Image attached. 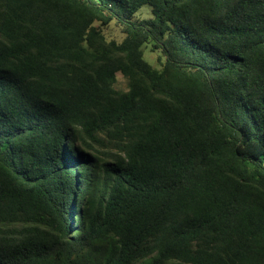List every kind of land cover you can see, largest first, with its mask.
Listing matches in <instances>:
<instances>
[{
    "label": "trees",
    "instance_id": "16d2710c",
    "mask_svg": "<svg viewBox=\"0 0 264 264\" xmlns=\"http://www.w3.org/2000/svg\"><path fill=\"white\" fill-rule=\"evenodd\" d=\"M0 264H264V0H0Z\"/></svg>",
    "mask_w": 264,
    "mask_h": 264
},
{
    "label": "rangeland",
    "instance_id": "374dc122",
    "mask_svg": "<svg viewBox=\"0 0 264 264\" xmlns=\"http://www.w3.org/2000/svg\"><path fill=\"white\" fill-rule=\"evenodd\" d=\"M144 9V10H143ZM140 12V14H139ZM140 16V17H149L151 15L150 12V6L148 4H143L141 6V8L139 9V11L134 15V16ZM106 34L108 37H114V38H120L121 34L119 32V29L117 26H110L109 28H107L105 30ZM144 55L145 57L150 60L155 66L157 65L156 62V54L154 52H150L148 48H144Z\"/></svg>",
    "mask_w": 264,
    "mask_h": 264
}]
</instances>
